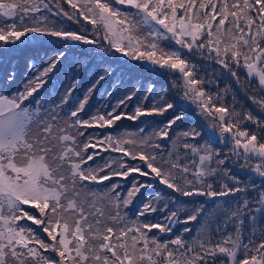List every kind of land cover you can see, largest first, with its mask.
Returning a JSON list of instances; mask_svg holds the SVG:
<instances>
[{
    "label": "snow or ice",
    "instance_id": "obj_1",
    "mask_svg": "<svg viewBox=\"0 0 264 264\" xmlns=\"http://www.w3.org/2000/svg\"><path fill=\"white\" fill-rule=\"evenodd\" d=\"M0 264H264V0H0Z\"/></svg>",
    "mask_w": 264,
    "mask_h": 264
},
{
    "label": "trees",
    "instance_id": "obj_2",
    "mask_svg": "<svg viewBox=\"0 0 264 264\" xmlns=\"http://www.w3.org/2000/svg\"><path fill=\"white\" fill-rule=\"evenodd\" d=\"M104 86H106L105 89H102ZM104 86L100 89V92L97 93V96H96L97 100H100V97H101L100 93H102V91H103V95H104L106 93V91H111L112 90L108 84H105ZM112 103H115V100H113ZM122 126L131 127L133 125H132V122H129V121L125 120V121L122 122Z\"/></svg>",
    "mask_w": 264,
    "mask_h": 264
},
{
    "label": "rangeland",
    "instance_id": "obj_3",
    "mask_svg": "<svg viewBox=\"0 0 264 264\" xmlns=\"http://www.w3.org/2000/svg\"><path fill=\"white\" fill-rule=\"evenodd\" d=\"M105 87L106 86H104L102 89H105ZM103 95V91H102V93H100V96H102ZM117 95H119L118 93H117Z\"/></svg>",
    "mask_w": 264,
    "mask_h": 264
}]
</instances>
